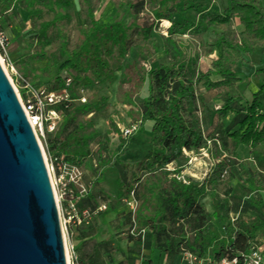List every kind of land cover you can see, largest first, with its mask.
<instances>
[{
    "label": "trees",
    "instance_id": "obj_1",
    "mask_svg": "<svg viewBox=\"0 0 264 264\" xmlns=\"http://www.w3.org/2000/svg\"><path fill=\"white\" fill-rule=\"evenodd\" d=\"M72 1L74 0H0V17L18 4L27 12L28 22L37 30L34 51L24 59L25 64L48 61L43 70L51 76L52 70L58 67L57 73L47 83L38 85L49 91H62L81 87L90 83L89 73L96 79L113 82V73L117 58L123 57L138 37L147 38L151 27L132 28L129 24L115 22L100 24L94 17L98 0H78L81 17L86 26L80 27L84 36L78 47L70 48L68 27L74 20ZM172 6L165 13H156L158 20H168L171 24L169 35L178 36L189 32L201 36L209 30L220 32L216 39L222 55L214 59L206 73H190L189 69L179 63H161L150 69L146 75L145 95L140 99L138 111L140 127L146 121L151 122L150 143L145 155L130 157L129 148L124 145L123 154L115 156L112 163L98 160L94 167V179L87 185L86 193L81 197L74 188L68 197L74 200L80 211H97L105 206L104 211L94 215L96 223H102L109 212H118L120 202L132 197L136 210L133 215H126L129 229H135L130 241L152 239L160 253H179L181 248L188 249L198 257L217 260L220 256L229 259L240 258L249 243H255L257 234L264 229V223L255 221L245 228L237 229L229 221L224 224L222 212L210 214L202 203L208 193L222 192L229 179L233 178L230 164L222 155L230 149L244 146L249 154L255 157L258 147L264 144V68L255 71L260 87L252 94L250 101L240 105V94H229V90L240 83L234 67L242 55L255 48L264 53V9L259 0H227L220 14H213L205 4L194 0L182 7L184 12L193 11L198 15L197 21L183 18L177 22L172 16L178 15L179 1L171 0ZM146 2L138 0L125 6L135 19L142 12ZM233 19H236L242 30L237 38L231 35ZM61 42L55 53H47L48 47ZM19 70V69H18ZM21 72V71H20ZM211 76L216 77L215 80ZM71 79L70 85L65 80ZM248 86V82L246 83ZM226 90V91H224ZM219 107L216 108V104ZM56 105L59 111L68 110L71 104ZM104 103L82 105L76 111L90 114L97 112ZM211 111L213 114L211 115ZM232 114L231 123L224 120ZM201 116L205 117L203 128ZM73 118V117H72ZM69 119L63 129L75 120ZM51 135V134H48ZM63 135V134H62ZM49 153L59 151L62 141L56 138ZM208 150L211 160L217 161L202 183L191 179L180 180L185 168L184 152ZM175 165L169 170V165ZM116 165L118 178L116 189L118 196L111 199L101 188L103 171ZM244 182L254 194L264 191V183L257 170L245 163H239ZM229 176V179H226ZM258 204H262L258 195ZM87 225L77 226L80 232ZM90 228V225H88ZM145 230L143 237L139 233ZM225 235V236H223ZM145 236V237H144ZM86 235L80 233V238ZM98 250L106 249L101 242ZM76 252V250H75ZM98 254L93 262H97ZM77 255V254H76ZM76 264H83L77 256Z\"/></svg>",
    "mask_w": 264,
    "mask_h": 264
},
{
    "label": "rangeland",
    "instance_id": "obj_2",
    "mask_svg": "<svg viewBox=\"0 0 264 264\" xmlns=\"http://www.w3.org/2000/svg\"><path fill=\"white\" fill-rule=\"evenodd\" d=\"M138 0H98L97 9L94 17L100 24H113L115 22H122L129 24L132 28H142L150 25L151 31L147 38L138 37L135 39L131 49L123 56L116 59L114 69L119 67L113 73L115 78L113 82L96 79L87 73L90 79L89 84H85L78 88H73L67 91L68 100L71 106L68 110L61 111V118L57 130L51 135H36L44 161L46 163L45 155L57 154L63 158V161L70 166L77 167L79 172V180L76 185L77 191L83 190L86 192V187L94 179L93 169L96 167L98 160L104 159L106 163H112L115 156L123 154L124 145L129 148L130 157H143L149 147L150 143V126L152 123L146 121L143 129L140 131V115L138 111V104L140 99L145 95L146 89V75L151 68L161 63H179L189 69L190 73L197 72L206 73L211 62L222 55L221 47L217 45L216 39L220 32L218 30H209L203 35H191L187 32L184 35L170 36L168 20L156 17V13H165L172 6L171 0H145L146 4L135 19L125 6L118 8L121 5H128L129 2L136 3ZM190 0H180L178 15L172 16L174 21H181L183 18L191 21H197L198 15L193 11L184 12L183 6H186ZM197 3L208 6L209 11L213 14H220L226 5L227 0H194ZM264 4V0H262ZM74 20L68 27L70 34V48L78 47L84 40V36L80 27L86 26V22L81 17L79 1H72ZM264 9V7H263ZM164 21L169 23L164 25ZM17 29V28H16ZM14 29L13 34L16 32ZM18 30V29H17ZM20 33L17 32L15 38L7 37L6 51L0 49V58L5 67V73L12 84L18 98L23 100L25 95L24 83L26 81L31 85H38L36 83H47L57 73L58 67L52 70L51 76L43 72L48 65V61L25 64L24 59L31 55L34 51L35 35L37 30L28 22V20L20 18L19 22ZM239 24L236 19H233L231 27V35L234 39L237 38L239 32ZM19 34V35H18ZM61 42H58L53 47L47 48V53H55ZM21 49V52L18 51ZM21 53L22 56H18ZM263 53L260 49H255L246 55H242V60L237 61L235 68L241 71L245 66L247 60L252 61L248 67L243 70L244 74H251L253 69L259 68L261 55ZM19 69V70H18ZM21 71V72H20ZM212 80L216 77L211 76ZM44 87V86H43ZM244 87H232L229 94L239 93ZM67 90V89H66ZM226 91V90H224ZM85 97L86 102L81 103L79 99ZM240 105H244V98L239 99ZM104 103L101 109L97 112L85 114L76 111L82 105ZM216 104V108L219 107ZM213 111H211V115ZM73 117V118H72ZM233 115L229 114L224 120V124L231 123ZM75 122L68 125L67 132L63 133V129L69 119ZM203 128L206 127V120L201 116ZM135 127V132L129 137L123 136L125 129H132ZM63 134V135H62ZM59 138L62 141V147L59 151L48 153L47 147H51L48 141H54ZM264 154V147L261 150ZM185 154V168L181 173L180 180L191 179L195 182L202 183L194 179L188 174L190 162L195 160L198 164L208 165L211 172L213 166L217 161L211 160L208 150L201 149L198 152H184ZM229 164L230 171L233 173V178L229 179L222 192L210 194L202 200L203 205L210 214L219 215L222 212L224 224L228 221L237 229H242L251 225L255 221L264 223V191L254 194L250 189L241 174L240 166L236 158L239 160L234 149H230L227 153L222 155ZM247 164L253 170H257L264 183V161L257 162L249 160ZM112 168H116V165ZM109 168L103 171V177H110ZM175 165H169V170H174ZM117 170V169H116ZM207 173V174H208ZM206 177V176H205ZM204 177V178H205ZM104 183V182H103ZM103 183L100 184L103 187ZM106 183L111 184V179L108 178ZM79 195V193H78ZM258 195L262 204H258ZM55 196V194H54ZM80 196V195H79ZM56 199V198H55ZM126 200V199H125ZM80 202L83 198L80 197ZM57 206L59 203L56 201ZM121 210L127 215H133L136 210V204L133 200L131 203L124 201L120 202ZM232 218L235 222H232ZM93 220V219H92ZM129 229V228H128ZM101 230V229H100ZM126 236L135 235V229L126 231ZM62 235L65 245V239L62 229ZM225 236V235H223ZM255 244L262 248L264 256V229L258 232ZM181 261L180 252L176 253Z\"/></svg>",
    "mask_w": 264,
    "mask_h": 264
},
{
    "label": "water",
    "instance_id": "obj_3",
    "mask_svg": "<svg viewBox=\"0 0 264 264\" xmlns=\"http://www.w3.org/2000/svg\"><path fill=\"white\" fill-rule=\"evenodd\" d=\"M0 264H67L42 150L1 63Z\"/></svg>",
    "mask_w": 264,
    "mask_h": 264
},
{
    "label": "crops",
    "instance_id": "obj_4",
    "mask_svg": "<svg viewBox=\"0 0 264 264\" xmlns=\"http://www.w3.org/2000/svg\"><path fill=\"white\" fill-rule=\"evenodd\" d=\"M259 1L262 2V0ZM21 17L26 21L27 12L24 11L18 4H14L9 11L3 13L0 17V25L2 26L6 36H9L10 38L13 35L12 38H15L17 32L20 33L19 22ZM14 29H16V32L13 34ZM239 30H242L240 25ZM18 51L21 52V49H18ZM18 56H22L21 53H18ZM251 63L252 61L248 59L245 66L242 67L239 72L234 67V71L240 79V83L235 87L237 88L244 85L240 92L235 94H240L245 101H250L252 94L256 93L260 87V82L258 77L255 75V71L264 68V53L261 55L260 64L258 66L259 68L253 69L251 74H244L243 70H245V68ZM247 82L248 86H246ZM263 147L264 144L258 147L255 157H252L246 147L239 146L235 149V154H237L240 159L238 160L236 158V160L238 162L245 163L249 160L263 162L264 154L261 152ZM109 173L110 177H105V180L103 179L104 183L102 182L103 187L101 188L113 200L118 196V191L116 189L118 171L116 168H112L109 170ZM108 178L111 179V184L106 183ZM122 201L131 203L133 202V198L129 197ZM118 212H123V210H121V206L118 208ZM126 215L127 214L123 213L121 216H118L116 212H109L104 215L102 223H96L95 219H93L90 222V228H88L89 226L87 225L80 232L78 231L77 226H69L68 239L75 246L76 254L80 257L83 264H180V258L176 253H160L155 248L152 239L148 237L147 233H145V235L147 234L145 241H130L129 238L125 237L127 233L126 231L129 230L128 228L130 227L127 222L128 219ZM80 233L83 235L85 234L86 237L80 238ZM101 242L106 243V249H102L100 254L97 244ZM259 249L262 252V248ZM98 254H100L101 257L97 262H93L97 256H99Z\"/></svg>",
    "mask_w": 264,
    "mask_h": 264
},
{
    "label": "built area",
    "instance_id": "obj_5",
    "mask_svg": "<svg viewBox=\"0 0 264 264\" xmlns=\"http://www.w3.org/2000/svg\"><path fill=\"white\" fill-rule=\"evenodd\" d=\"M6 46L7 37L0 25V49L6 51ZM23 83L25 95L23 100L19 98V101L35 135L44 137V135L53 134L57 130L61 118V111L57 110L55 106L61 105L64 102L67 103V105L68 103L71 104L68 100L67 90L49 91L45 87L33 86L26 81H23ZM70 83L71 79L67 77L65 85L68 87ZM79 101L85 103V97H81ZM67 105H65V107H67ZM135 130V127L132 129H125L123 131V136L129 138ZM45 158V164L53 192L56 194L59 203L58 210L65 237L69 263L76 264L77 255L75 246L68 239V228L70 225L78 226L82 223L89 225L94 215H96L97 212L104 211L105 206L98 208L97 211L94 212L87 210L80 211L76 202L68 198L78 184L79 172L77 167L67 165L63 161V158L59 157L57 154L49 155L48 157L45 155ZM183 182L186 183L185 181ZM77 193L82 197L86 192L83 189L77 191ZM232 222H235V219L232 218ZM139 233L143 237L145 230H141ZM180 255V264H264L262 252L253 242L249 243L245 252L240 254V258L229 259L226 256H220L217 260H213L208 257H198L185 248H181Z\"/></svg>",
    "mask_w": 264,
    "mask_h": 264
},
{
    "label": "bare ground",
    "instance_id": "obj_6",
    "mask_svg": "<svg viewBox=\"0 0 264 264\" xmlns=\"http://www.w3.org/2000/svg\"><path fill=\"white\" fill-rule=\"evenodd\" d=\"M163 23H164L165 26L169 25V23L167 21H164ZM0 63L2 65V67H3V69L5 70V67H4V65L2 63L1 58H0ZM208 171H209V166L208 165H201V164H198L195 160H192L190 162V167L188 169V174L190 176H192L194 179H197L198 181H202L204 179V177L207 175ZM55 198H56V201H57L56 194H55ZM64 239H65V237H64ZM65 251H66L67 264H70L69 263L68 253H67V248H66V243H65Z\"/></svg>",
    "mask_w": 264,
    "mask_h": 264
}]
</instances>
